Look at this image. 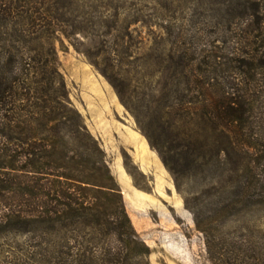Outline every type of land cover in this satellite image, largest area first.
<instances>
[{
    "label": "rangeland",
    "instance_id": "374dc122",
    "mask_svg": "<svg viewBox=\"0 0 264 264\" xmlns=\"http://www.w3.org/2000/svg\"><path fill=\"white\" fill-rule=\"evenodd\" d=\"M248 1L242 8L238 0H50L60 20L38 33H24L20 42L10 25L7 40H0V48L15 45L11 53L0 49V59L13 62L11 77L23 87L24 103L35 101L36 89L51 85L60 109H37L35 114L69 117L56 132L74 151L94 150L86 134L96 141L102 153L94 160L106 162L121 193L110 203L102 201L111 209L123 207L150 249L129 264H264V207L235 196V174L216 152L219 144L210 141L213 154L208 152L207 162L197 165L180 160L170 144V134L184 140L193 135L194 142L212 137L199 117L182 111L176 115L181 103L176 98L186 95L182 90L191 78L199 86L213 85L220 97L224 91L232 98L245 96L252 116L246 134L253 135L256 147L264 146V0ZM244 10L248 15L236 17ZM190 62L187 74L184 65ZM191 97L202 100L198 93ZM192 107L196 105L187 108ZM78 114L85 129L77 125ZM20 115L32 117L25 110ZM56 132L48 136L59 139ZM135 133L157 164H139ZM150 138L169 157L174 172ZM8 144L0 138V148L21 149ZM201 145L197 141L193 146L195 154L205 150ZM9 171L0 170V180ZM119 171L127 175L130 189ZM138 192L148 197L139 206L133 201ZM19 195L0 191V264H44L37 255L40 245H73L75 234L65 236L66 229L59 231V226L58 232L40 238L41 229L48 227L23 218L29 197Z\"/></svg>",
    "mask_w": 264,
    "mask_h": 264
},
{
    "label": "trees",
    "instance_id": "16d2710c",
    "mask_svg": "<svg viewBox=\"0 0 264 264\" xmlns=\"http://www.w3.org/2000/svg\"><path fill=\"white\" fill-rule=\"evenodd\" d=\"M247 3L248 0H238L242 8ZM50 4V0H0V40H7L4 35H8L10 25L18 42L25 41L24 33L35 34L41 28H50L51 22L61 19V15L52 11ZM238 13L236 17H243L245 13L248 15L245 10ZM47 19L50 23L44 24ZM5 47L11 53L15 45H4L0 49ZM95 65L109 80L113 78L108 69H103L98 63ZM190 66L191 62L186 63L183 72L188 74L189 69L192 71ZM15 70L12 61L0 59V138L8 140V145L15 143L21 148L20 151L0 148V170H10L5 174L8 178L0 180V191L29 197L26 203L30 209L23 218L40 227H48L41 229L40 238L64 229L65 236L75 234L71 237L73 245H63L60 249L40 245L37 254L40 260L44 264H129L134 256L149 255V247L140 240L125 209H111L102 201L110 203L112 197H121V193L118 186L113 184L106 162L94 160L96 154L102 153L96 141L89 134H84L94 144V150L80 152L71 149L64 142L65 137L56 132L57 127L70 122L69 117L64 114H35L37 109L45 113L46 110L60 109L61 104L56 101L58 97L51 95L53 87L49 85L36 89L35 101L26 104L22 97L23 87L16 78L11 77ZM190 79L182 90L186 95L176 98L181 102L176 115L180 116L179 111H182L199 117L212 131V137H205L204 142L197 137L194 142L193 135L184 140L179 135L170 134L171 148L175 150L176 156L181 157L180 160L197 165V161L207 162L208 152L213 154L210 141L219 144L216 152L225 156V161L231 164L230 171L235 174V196H245L249 205L264 207V146L259 144L263 148L259 150L256 147L258 143L252 139L253 135L246 134L252 126L251 103L245 96L232 98L225 91L220 97L217 91H213V85L204 82L203 86H199ZM115 88L121 96L122 91L117 85ZM195 93L202 96L201 101H192L191 96ZM189 104L196 105V108H187ZM24 110L32 117L21 116ZM78 118V127L85 129L81 115L78 114ZM49 130L56 132L60 138H50ZM197 141L203 144L201 148L206 147L201 154H195L192 150ZM151 145L157 148L165 166L174 172L169 157L152 140ZM9 152L15 154L9 156ZM4 206L11 211L15 209L10 203ZM12 214L14 216L16 212ZM12 214L6 216L10 218ZM58 226L59 229H55Z\"/></svg>",
    "mask_w": 264,
    "mask_h": 264
},
{
    "label": "crops",
    "instance_id": "0c3cea01",
    "mask_svg": "<svg viewBox=\"0 0 264 264\" xmlns=\"http://www.w3.org/2000/svg\"><path fill=\"white\" fill-rule=\"evenodd\" d=\"M133 136H134L133 140L135 141L136 145H138V149H139V155H138L139 164H141V166L145 168L149 167L150 163L157 164L156 156L149 149L147 143L143 139H141V137H139L138 134L135 133V135ZM119 175L122 176V179L126 185V188L130 189L131 185H130V181L128 180L127 175L123 176L120 171H119ZM145 196L147 195L139 193V192L135 193V195H133V201L137 203V206H139L140 204H143L148 201V197H145Z\"/></svg>",
    "mask_w": 264,
    "mask_h": 264
}]
</instances>
